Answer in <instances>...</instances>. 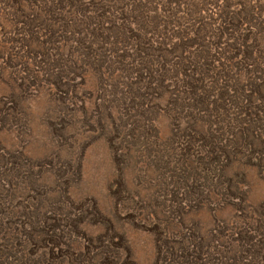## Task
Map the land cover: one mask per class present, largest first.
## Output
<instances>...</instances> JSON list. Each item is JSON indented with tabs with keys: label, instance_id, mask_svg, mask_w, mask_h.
<instances>
[{
	"label": "rangeland",
	"instance_id": "obj_1",
	"mask_svg": "<svg viewBox=\"0 0 264 264\" xmlns=\"http://www.w3.org/2000/svg\"><path fill=\"white\" fill-rule=\"evenodd\" d=\"M0 264H264V0H0Z\"/></svg>",
	"mask_w": 264,
	"mask_h": 264
}]
</instances>
